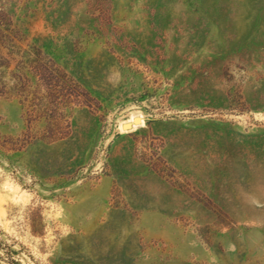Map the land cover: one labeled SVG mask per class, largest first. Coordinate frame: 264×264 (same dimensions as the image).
Masks as SVG:
<instances>
[{
  "label": "rangeland",
  "instance_id": "obj_1",
  "mask_svg": "<svg viewBox=\"0 0 264 264\" xmlns=\"http://www.w3.org/2000/svg\"><path fill=\"white\" fill-rule=\"evenodd\" d=\"M0 264H264V0H0Z\"/></svg>",
  "mask_w": 264,
  "mask_h": 264
},
{
  "label": "bare ground",
  "instance_id": "obj_2",
  "mask_svg": "<svg viewBox=\"0 0 264 264\" xmlns=\"http://www.w3.org/2000/svg\"><path fill=\"white\" fill-rule=\"evenodd\" d=\"M140 123H141L140 119H138L137 122H136V120H135V124H140ZM125 125H129V127H124ZM123 128H124L125 130H127V129H131V128H132V125L129 124V123H127V124H124V125H123Z\"/></svg>",
  "mask_w": 264,
  "mask_h": 264
},
{
  "label": "water",
  "instance_id": "obj_3",
  "mask_svg": "<svg viewBox=\"0 0 264 264\" xmlns=\"http://www.w3.org/2000/svg\"><path fill=\"white\" fill-rule=\"evenodd\" d=\"M138 121V119H136V122ZM124 127H129V125H125Z\"/></svg>",
  "mask_w": 264,
  "mask_h": 264
}]
</instances>
